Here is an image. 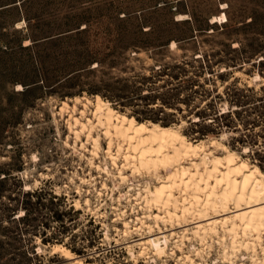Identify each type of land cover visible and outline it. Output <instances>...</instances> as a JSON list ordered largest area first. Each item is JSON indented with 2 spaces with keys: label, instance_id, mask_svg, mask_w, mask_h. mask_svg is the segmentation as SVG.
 I'll return each instance as SVG.
<instances>
[{
  "label": "rangeland",
  "instance_id": "1",
  "mask_svg": "<svg viewBox=\"0 0 264 264\" xmlns=\"http://www.w3.org/2000/svg\"><path fill=\"white\" fill-rule=\"evenodd\" d=\"M222 14L228 21L213 23ZM95 95L193 142L225 144L264 172V0H0V264H74L58 244L92 264H184L189 252L196 264H227L216 236L205 250L194 238L174 255L175 238L167 258L139 257L137 246L132 257L140 236L124 237L117 209L127 207L126 220L143 210L120 203L116 188L98 196L113 179L81 158L90 156L81 143L71 147L69 114L58 115L63 101Z\"/></svg>",
  "mask_w": 264,
  "mask_h": 264
},
{
  "label": "bare ground",
  "instance_id": "2",
  "mask_svg": "<svg viewBox=\"0 0 264 264\" xmlns=\"http://www.w3.org/2000/svg\"><path fill=\"white\" fill-rule=\"evenodd\" d=\"M227 21L226 14L213 19V23ZM173 46L176 47L175 42ZM70 102H62L58 115L69 114L67 128L75 139L71 147L78 150L81 143V149L90 154L80 153L81 158H86L91 167L113 179V188H109L107 181L102 182V189L95 188L98 196L103 198L104 190H111L113 197L116 188L121 193L116 198L120 203L126 197L132 206L134 204V210H139L135 205L143 210L134 220H126L122 218L127 216V207L117 209L120 212L117 213L118 220H123L124 237L133 234L132 229L140 236L133 245H127L132 257L135 258L137 246L140 249L137 250L138 256L152 251L157 256L155 259L164 258L175 238V246L171 249L174 255L175 249L184 254L185 240L194 238L205 250L211 244L209 238L216 236L223 245L225 263L245 264L238 262V258L245 260L249 257L253 264H264V172L259 166L242 159L237 151L216 140L212 139L210 144L205 140L193 142L178 127L140 122L134 116L115 109L101 95H95L94 99L76 97L73 105ZM104 141L108 146L106 150ZM87 145L92 148L88 149ZM212 148H220L223 154H216ZM103 150L106 152L105 164H101L102 161L97 164L96 159L101 158ZM107 161L112 163L117 173L111 171ZM128 173L132 177L146 173L147 177L156 179L157 184L144 180L145 184L136 185ZM82 180L83 183L88 182V179ZM128 183L129 190L122 194L120 188ZM135 187H138L136 193L133 192ZM82 190L81 186L77 187L80 195ZM85 201L89 210L94 209V212L91 199L88 197ZM75 206L81 209L82 200L77 199ZM134 222H137L135 229L132 226ZM194 249L196 256L203 255L204 250L196 246ZM53 250L74 264H92L78 258L64 245H55ZM150 253L148 255L153 256ZM189 253L184 256L180 253L183 257H178V260L186 261L184 264H196L194 256Z\"/></svg>",
  "mask_w": 264,
  "mask_h": 264
},
{
  "label": "snow or ice",
  "instance_id": "3",
  "mask_svg": "<svg viewBox=\"0 0 264 264\" xmlns=\"http://www.w3.org/2000/svg\"><path fill=\"white\" fill-rule=\"evenodd\" d=\"M244 151H245V152H247V151H248V149H244Z\"/></svg>",
  "mask_w": 264,
  "mask_h": 264
},
{
  "label": "trees",
  "instance_id": "4",
  "mask_svg": "<svg viewBox=\"0 0 264 264\" xmlns=\"http://www.w3.org/2000/svg\"><path fill=\"white\" fill-rule=\"evenodd\" d=\"M213 122V121H212Z\"/></svg>",
  "mask_w": 264,
  "mask_h": 264
}]
</instances>
